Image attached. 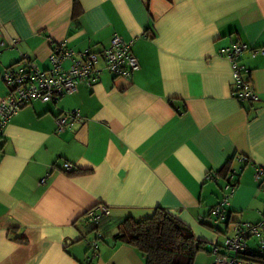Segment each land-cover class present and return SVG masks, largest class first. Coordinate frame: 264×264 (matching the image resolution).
<instances>
[{
	"label": "crops",
	"instance_id": "obj_1",
	"mask_svg": "<svg viewBox=\"0 0 264 264\" xmlns=\"http://www.w3.org/2000/svg\"><path fill=\"white\" fill-rule=\"evenodd\" d=\"M77 1L74 14V0H0V99L9 92L6 68L26 57L46 69L64 39L74 50L99 51L117 34L132 40L138 68L115 77L99 64L92 85L33 101L5 125L0 264H145L113 235L124 218L157 209L204 242L193 264H211L212 244L264 212L255 177L264 170V54L241 55L258 96L247 103L232 95L231 64L218 53L236 42L264 49V0ZM73 109L82 119L58 131L55 117ZM232 170L240 172L228 215L215 223L210 211ZM99 206L108 214L85 223ZM95 232L102 238L94 253L86 240Z\"/></svg>",
	"mask_w": 264,
	"mask_h": 264
},
{
	"label": "built area",
	"instance_id": "obj_2",
	"mask_svg": "<svg viewBox=\"0 0 264 264\" xmlns=\"http://www.w3.org/2000/svg\"><path fill=\"white\" fill-rule=\"evenodd\" d=\"M4 43L1 42V45ZM14 44V42H13ZM9 45V44H8ZM257 51L264 54V49H256L243 42L221 48L218 53L227 58L232 68L233 93L240 101L253 103L258 100L250 81L249 71L240 63L241 55L248 52L254 55ZM69 61V66H63ZM50 66L40 70L26 57L12 66L6 68L2 74L4 83L9 92L0 99V135L8 121L24 106L33 101L52 102L60 97L71 94L77 90L79 83L92 85L98 80L99 64L115 77H129L138 68V62L132 52V40H124L114 34L109 44L99 51H77L67 45V40L54 44L49 55ZM81 114L77 109L63 111L55 117L58 131L71 128L74 121H80ZM69 163L62 165L63 170H71ZM235 171L227 176L223 189L226 191L219 201L212 207L210 217L215 223L226 219L229 211V197L232 196V179ZM256 179L261 180L264 188V170L256 168ZM214 178V175H205L204 179ZM44 181V180H43ZM108 214L106 206L89 209L83 216L87 224H99L102 217ZM102 238L100 232H95L94 237L86 240L87 246L95 253L98 240ZM255 239L256 250L249 244V239ZM211 252L216 258L211 264H258L264 263V212L257 222L238 223L231 234L223 237L221 243L212 244Z\"/></svg>",
	"mask_w": 264,
	"mask_h": 264
},
{
	"label": "trees",
	"instance_id": "obj_3",
	"mask_svg": "<svg viewBox=\"0 0 264 264\" xmlns=\"http://www.w3.org/2000/svg\"><path fill=\"white\" fill-rule=\"evenodd\" d=\"M73 4L75 14L78 1L74 0ZM72 169L63 171L71 174ZM239 172L235 171L233 176L235 184ZM113 239L135 247L144 256L145 264H193L197 252L206 250L204 242L194 236L189 226L162 209L141 220L124 218Z\"/></svg>",
	"mask_w": 264,
	"mask_h": 264
},
{
	"label": "rangeland",
	"instance_id": "obj_4",
	"mask_svg": "<svg viewBox=\"0 0 264 264\" xmlns=\"http://www.w3.org/2000/svg\"><path fill=\"white\" fill-rule=\"evenodd\" d=\"M222 181H224V179H223ZM89 235H90V234H88V236H89ZM220 236H221V234H220ZM88 238H89V237H88ZM220 239H221V237H220ZM249 242H250V243H253V242L255 243V239L250 238V239H249Z\"/></svg>",
	"mask_w": 264,
	"mask_h": 264
}]
</instances>
